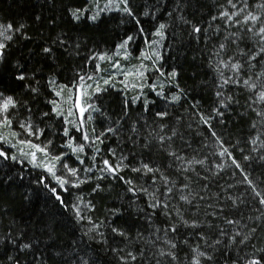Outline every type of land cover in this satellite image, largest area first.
Listing matches in <instances>:
<instances>
[{
	"label": "trees",
	"instance_id": "obj_1",
	"mask_svg": "<svg viewBox=\"0 0 264 264\" xmlns=\"http://www.w3.org/2000/svg\"><path fill=\"white\" fill-rule=\"evenodd\" d=\"M106 3L0 0V24L14 29L7 33L11 40L0 37L6 45L0 58V95L16 102L6 114L11 127L1 128L11 142L9 146L0 141V151L7 156L0 157V264H192L198 252L206 254L199 257L200 264L264 261V206L249 186L250 181L264 193V101L258 99L264 92V52H259L264 41L255 34L264 26V0H233L236 8L228 0H128L133 15L119 4L90 20ZM77 9L87 10L74 20L71 13ZM240 9L244 11L231 23L221 16ZM249 12L259 17L255 25L237 23ZM162 23L165 38L160 41L154 33ZM194 26L201 31L194 32ZM129 36L133 37L127 46L129 61L121 60L120 69L136 71L142 60L148 70L136 88L124 89L119 83L124 76L108 66L119 60V52L125 54L117 46ZM146 41L159 45L149 47ZM45 48L50 51L44 52ZM152 48L158 50L159 61L143 59L142 53L150 57ZM97 54L111 59H90ZM232 63L241 65L238 72L231 69ZM173 71L175 78L170 76ZM78 74L93 75L100 83L115 76L114 88L93 97L99 111L91 112L83 129L92 139L109 127L115 129L102 137L103 143L85 144L82 131L52 111L51 101L61 104L68 95L65 90L58 97V86H71ZM19 75L25 79H17ZM228 77L232 82L222 84ZM153 84L155 91L148 86ZM161 92L163 96L158 95ZM174 95L179 99L173 100ZM158 113L166 115L161 118ZM201 116L208 118L207 124ZM18 123L42 130L39 140L48 145L49 153L62 155L56 172L66 163L77 169L79 179L73 183L85 182L65 185V191L50 173L19 158L16 136L11 135ZM66 127L69 136L64 135ZM70 137L74 147L84 145L83 153L66 146ZM221 145L239 168L229 155H220ZM122 156L128 167L117 176L98 170L104 159L115 164ZM142 164L159 171H132ZM161 176L167 178V187ZM129 187L138 189L135 195ZM167 188L172 191L165 195ZM50 189H56L63 204ZM139 189L155 193L161 206L149 207L154 201ZM182 195L190 203L181 200ZM77 204L82 220L73 210ZM94 225L99 227L89 232ZM24 244L29 248L21 250ZM161 249L175 259L161 256Z\"/></svg>",
	"mask_w": 264,
	"mask_h": 264
},
{
	"label": "snow or ice",
	"instance_id": "obj_2",
	"mask_svg": "<svg viewBox=\"0 0 264 264\" xmlns=\"http://www.w3.org/2000/svg\"><path fill=\"white\" fill-rule=\"evenodd\" d=\"M228 3L233 8H236V5L233 3V0H228ZM119 4L124 5V7L122 9L123 12L127 13L128 15H133L132 12L130 11L129 7H128V0H108V3H106L103 8H100L99 11L95 15L90 16L89 19L94 22L96 19H98L99 12L110 11V10H112L113 7H118ZM261 7H264V5H261ZM86 10L87 9H77V10L72 11L71 14L73 16V19L79 20L83 16V14ZM240 11H244V9H240L239 11H234L232 13L225 11L221 14V16L226 17L228 22L231 23L233 21V18L235 16L239 15ZM213 19H215V17ZM258 19H259V17L257 15H254L251 12H249L246 16H244L243 21H238L237 23H241V22L247 23V22L251 21L252 24L255 25V23ZM20 27L22 28L23 25H21ZM165 28H166V25L162 23L159 25V27L156 29V31L154 33L155 36L160 38V41H162L165 38V33H164ZM12 31H14V29H13L11 24H9L7 26L0 24V37H2L3 40H11L12 37L10 35H7V33L12 32ZM15 31L19 32L20 28L15 29ZM141 31H143V30L141 29ZM193 31L196 33H199L201 31V29L194 26ZM248 31L251 32V31H253V29L249 28ZM255 34L261 36V41H264V26H262L259 29V31L256 32ZM131 40H133V37L129 36L126 40H124L121 44H119L117 46L118 51L120 49H123L125 51V54L127 55V46H128L129 41H131ZM145 43L148 44L149 47H151L152 44L159 45V41H146ZM5 47H6V45L2 42V40H0V57L3 56L2 50ZM220 47H221V49H223L224 45L222 44ZM49 51H50L49 48L44 49V52H46V53ZM259 52H264V43H262ZM258 54L259 53L251 55L250 59H255L256 55H258ZM152 55L156 57L157 61L160 60V55L157 52L153 51ZM142 57H143V59H149L150 58L147 53H142ZM90 59H98L100 61H103L105 59H111V57L107 56V54H97V55H94L93 57H90ZM113 66L118 70V72L121 75L124 76V79L122 81H119V83L123 84L124 89L136 88L138 86L136 83L129 80L130 76H133L138 80H145L146 79L145 78V71H147L148 69H147L146 65H144V64H141L139 66V68L135 71V73H133L132 71H122L120 69L119 64H115ZM224 66H227V65H224ZM230 67L234 72H238L241 65L239 63H232L230 65ZM96 69L98 71H102L99 64L96 65ZM156 71L159 72L160 69L156 68ZM161 75H163V73H161ZM176 75H177V73L175 71H173L170 74V76L172 78H175ZM78 76H79V80L74 82L71 86L59 85L58 87L60 90L55 93L59 97V96H61V94L65 90H67V93H68L67 98L63 100V103L69 105V107L67 109V116H64V112H63L61 104L57 103L56 101H51V103L53 104L52 111H53V113H55L57 115V117L63 116L66 124H73L74 126L77 127V131H82V136H83V140H84L85 144L103 143L102 137L107 132H114L115 129L109 127L108 129H106V132H102L99 135H96L94 139L90 138L89 134L87 132H84L83 129H85L87 121H90L92 119L91 112L92 111H99V108L97 107L93 97L99 95L100 93H102L104 91H107V87H113L114 88L115 84H113L112 81L115 80V76L110 77L109 79H103L102 83H100V81L97 80V78L93 75H88L87 77H85L84 75L78 74ZM17 79L24 80L25 77H24V75H19L17 77ZM86 80H91V81H93V83L88 84V83H86ZM230 82H232V77H228L227 79L222 78V84H228ZM50 83H52L53 85L56 84V82L54 80L50 81ZM243 83L245 85H248L251 88L255 87V85L249 84V80H244ZM143 86H145V85H140L141 88H143ZM148 86L152 87L154 91L156 90L155 84L148 85ZM33 91H35V89H33ZM158 95L163 96V93L162 92L158 93ZM220 95H222V94L218 92L217 96H220ZM136 99H139V97H136ZM172 99L178 100L179 96L174 95L172 97ZM258 99L260 101H264V92H261L259 94ZM221 105L223 106V102H221ZM14 107H16V102L14 101V99L11 96H8V97L0 96V127H5V126H7L9 128L11 127V120L7 117L6 114L8 113L9 108H14ZM126 107H127V105H126ZM77 113H78V116H77ZM86 113L88 114L87 116H86ZM217 114L223 115L222 113H217ZM44 115H48V113H45ZM165 115H166V113H158V116H160L161 118H163ZM70 117L72 119H69ZM201 120L206 124L208 123V118H205L204 116H201ZM21 127L25 128V131L28 133V135L36 136V138H39V135L42 133V130H39V129L33 131L32 125L30 123L27 125H25L24 123H21ZM11 135L13 137H15L17 134L15 132H12ZM64 135L69 136V130L67 127L64 129ZM212 135L215 136L216 135L215 132H213ZM164 139H165V137H163V136L159 137V140L161 143H163ZM169 139H170V137H169ZM0 140H7V136H0ZM19 143L24 144L31 149H34V151H32L30 153V155L32 157L31 162L33 163V166L42 167L44 169V171L50 173L54 177V179L57 181V183L59 184L61 189L66 191L67 189L64 187L65 185L71 184L72 187H78L79 183L85 182L83 180H79V183H72L68 179L56 176V166H57V163L62 159V155H51L48 151V145L47 144L41 146L38 144H33L30 141H20ZM49 143H51V142H49ZM66 146L71 148L73 153H83L84 152V145H78V146L74 147L71 137L69 138ZM221 147L223 148V151L220 153V155H222V156L223 155H229V158L232 159V164L235 165L237 168H239L240 167L239 163L234 158L231 157V154L229 153L228 149L224 148L223 145H221ZM37 152L42 153L44 157L48 158V160L38 162L37 157H36ZM95 152L99 153L100 148L96 147ZM110 154L114 158L116 157V154L114 151L110 150ZM169 154L173 155V156L176 155L175 153H169ZM0 157L7 158L6 153H4L3 151H0ZM12 158L15 159V157H12ZM176 158L179 160L183 159V157H179V156H177ZM93 159L95 160V156L93 157ZM126 159H127V157H123V156L119 157L116 159L115 164L110 162L108 159H104L103 160V167L99 168L98 170L102 173H107V174H110L113 177H115L118 175V173L123 168L128 167V165H126L124 163V161ZM245 159H248V157H245ZM80 162L83 163L82 160ZM189 163H192V162H189ZM197 163H203V161H197ZM63 167L68 169V175H70L72 177H77V175H78L77 169L70 168L68 166V164H66V163L63 165ZM185 170H187V169H185ZM85 171H92V169L86 168ZM132 171H134V172L143 171L145 174H147V173L158 172L159 169H153L148 164H142L139 168H133ZM100 178H103V177H100ZM120 179L123 180L124 177L121 176ZM161 179L164 180L165 186L167 187V184H168L167 178L161 176ZM245 181H248V177L246 175H245ZM125 182L129 185H131L133 183L131 180H127ZM153 183H156L155 179L153 180ZM249 186L253 188V192L255 193V195L257 197H260V199H259L260 205L264 206V193L257 191V189L251 185L250 181H249ZM96 187H97V189H99L100 186L97 185ZM95 190L96 189H94V191ZM128 190L130 192H133L134 195L138 191V189H135L133 187H129ZM139 190H142V191L148 193V195L154 201V202L149 203V207L155 209V208L161 206L162 202L155 196V193L148 192L147 189H139ZM50 191H52L53 194L56 196V199L58 201H60L61 204H63V200L60 197V195L57 193L56 189H50ZM171 191H172L171 188H167L165 195H167ZM180 199L185 201V202L190 203L187 196L182 195L180 197ZM229 199H232V198L229 197ZM235 203H236V201L233 200V204H235ZM163 206L167 207V205H163ZM85 207H88V205H85ZM73 210L75 211L77 220L84 219V217L81 214L79 204L75 205ZM89 222H91V221H89ZM184 223L187 224L188 222L184 221ZM226 223L232 224V223H238V222L232 221V220H227ZM191 226L196 227L197 225L195 223H193ZM98 227H99V225H94L93 228L89 229V232L95 231L96 228H98ZM172 231H175L174 227H173ZM253 231H254V229H253ZM113 232H117L120 235H125L124 233H120L119 230L116 228H113ZM101 235H102V233H101ZM236 235H240V233L237 232ZM246 239H247V237H244V239L241 240V243H243L244 240H246ZM166 242L168 244H170V246L172 248L176 247V245L174 243H172L171 241H166ZM219 242L220 241H216V243H219ZM27 248H29L28 244H24L21 246V250L27 249ZM193 251H196V249H193ZM128 255L133 260L136 259L135 255H133L131 252H129ZM160 255L161 256L170 255L173 257V259H175V256L173 253H171V252L166 253V252H164L163 249L160 250ZM205 255L206 254L204 252H198L197 258L192 261V264H200L199 257L205 256ZM208 258L210 259L211 257H208ZM9 259H11V257ZM247 264H264V261H262L261 259L253 258L251 260H248Z\"/></svg>",
	"mask_w": 264,
	"mask_h": 264
},
{
	"label": "rangeland",
	"instance_id": "obj_3",
	"mask_svg": "<svg viewBox=\"0 0 264 264\" xmlns=\"http://www.w3.org/2000/svg\"><path fill=\"white\" fill-rule=\"evenodd\" d=\"M152 49H153V51H155V52L158 51L157 49H154V48H152ZM153 51H152V52H153ZM157 53H158V52H157ZM118 57H119V60H118V59H117V60H114V61L108 66V68H109L111 71H116V70H117L113 65H115V64H119V62H120L121 60H122V61H126V60L129 61V58H128L127 55H125L123 52H119V53H118ZM150 58L154 60L156 57L153 56L152 53H150ZM130 63H131V62H130ZM140 63H141V64L143 63L142 60H141ZM141 64H140V65H141ZM140 65H139V66H140ZM121 68H123V66H121ZM123 69H125V68H123ZM137 69H138V68H137ZM122 71H123V70H122ZM124 71H125V70H124ZM129 71H132L133 73H135V71H133V70H129ZM120 75H121V74H120ZM130 77H131L130 81H132V82H134V83H136V84H140V82L143 81V80H138V79H136V78L133 77V76H130ZM0 96H2V95H0ZM64 99H65V98H64ZM64 99H63V97L61 98V104H62V105L66 108V110H67L68 107H69V105L63 103V100H64ZM87 115H88V114L86 113V116H87ZM77 116H78V113H77ZM70 118H71V117H70ZM71 119H72V118H71ZM1 128H2V127H0V136H7V140H0V141H4L6 144H8V145L10 146V142H11L10 137H9L8 134L3 133L4 131H3V129L1 130ZM13 131L17 134V135H16V141H17V144H18V147H19V152H18L17 156H18L19 158H21V159H26V160H28V161L33 165V163L31 162L32 157H31L30 153H31L32 151H34V149H31V148L27 147L26 145L21 144V143H19V142H20V141H30V142L33 143V144H38V145H41V146H43V145H45V144H44L43 142H41V141L39 140V138H36V136H30V135H28V133L25 131V128L21 127V124H20V123H18V125H17V129H14ZM33 131H34V130H33ZM36 157H37V161H38V162H39V161H46V160H48L47 157H44L43 154H42V153H39V152L36 153ZM63 165H64V164L61 165V168H60L59 172H56V176H59V177H61V178L68 179V180L71 181L72 183L79 179V177H72V176L68 175V169L64 168ZM38 168H42V167H38ZM42 169H43V168H42ZM69 185H71V184H69Z\"/></svg>",
	"mask_w": 264,
	"mask_h": 264
},
{
	"label": "water",
	"instance_id": "obj_4",
	"mask_svg": "<svg viewBox=\"0 0 264 264\" xmlns=\"http://www.w3.org/2000/svg\"><path fill=\"white\" fill-rule=\"evenodd\" d=\"M1 58V57H0Z\"/></svg>",
	"mask_w": 264,
	"mask_h": 264
}]
</instances>
